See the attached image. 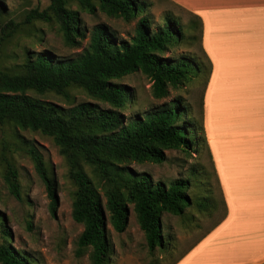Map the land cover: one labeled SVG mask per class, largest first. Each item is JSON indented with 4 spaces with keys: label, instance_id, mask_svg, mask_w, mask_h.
Masks as SVG:
<instances>
[{
    "label": "trees",
    "instance_id": "1",
    "mask_svg": "<svg viewBox=\"0 0 264 264\" xmlns=\"http://www.w3.org/2000/svg\"><path fill=\"white\" fill-rule=\"evenodd\" d=\"M68 1L89 13L99 10L125 21L138 17L135 32L129 39L118 38L104 25H94L89 30L87 46L75 56L62 57L43 49L28 54L18 69L0 67V124L49 137L65 160L66 176L74 187L71 217L83 227L74 241L76 258L87 254L90 264H112L114 245L108 225L115 232L125 231L132 210L144 234L148 263L158 264L164 258L156 250L164 254L171 252L169 239L163 233L164 212L177 215L184 224L190 219L199 225L196 215L188 217L187 213L195 202L188 191L192 183L188 177L155 181L149 173L138 171L130 164L161 163L166 160L165 150L186 151L193 144L199 151V145L207 146L204 127L202 121L188 119L191 107L181 95L126 119L123 111L130 95L124 84L113 80L140 71L151 80V94L156 99L166 98L171 89L186 85L193 69L196 73L206 70L205 63L193 55L173 57L165 53L183 43L184 38L188 37L192 43L198 38L201 41L202 20L193 13L192 20L183 24L179 16L165 11L161 24L153 26L147 13L152 6L150 0ZM64 15L66 19L60 25L63 40L67 45L79 46L80 39L86 35L80 26L78 10L64 9ZM42 16L43 12L32 9L24 22ZM16 28L13 20L3 23L0 43L4 44ZM74 87L109 106L92 101L63 106L38 96L53 92L68 99L69 90ZM21 141L45 185L49 210L54 214L58 206L56 179L36 146L24 138ZM2 159V179L9 192L20 200L18 170L3 153ZM210 197L203 200L211 203ZM197 202L198 211L205 212ZM212 205L215 209L216 205ZM226 211L222 194V220ZM0 224V264H31L30 259L9 243L11 235L2 214Z\"/></svg>",
    "mask_w": 264,
    "mask_h": 264
},
{
    "label": "rangeland",
    "instance_id": "2",
    "mask_svg": "<svg viewBox=\"0 0 264 264\" xmlns=\"http://www.w3.org/2000/svg\"><path fill=\"white\" fill-rule=\"evenodd\" d=\"M150 1H152V6L147 13L151 16L153 26L161 24L165 11H171L179 16L183 24H187L193 18L192 11L178 5L173 0ZM0 5V26L9 20L17 23V28L12 36L4 44L0 43V67L6 69H18L20 63L26 61L28 54L43 49L50 50L62 57L75 56L87 46L88 33L94 25L102 24L116 37L129 39L135 32L138 20L136 17L125 21L120 17L108 16L99 10L89 13L68 0H0ZM32 9L43 12L42 18L24 22L26 14ZM64 9L78 10L81 19L80 26L85 30L86 35L85 38L80 39L79 46L67 45L63 40L60 25L66 19ZM194 33L197 36L199 34L198 30H195ZM186 35L190 34L186 33ZM187 39L188 37L184 38L183 43L170 48L165 54L173 57L184 54L193 55L205 63L206 70L201 69L196 73L193 69L188 83L171 89L168 97L154 98L151 94V80L140 71L113 80L124 84L130 95V101L123 111L126 119H130L136 114H143L154 106L181 95L191 107L192 114L188 115V119L194 117L202 121L204 135L207 136L206 123L203 121V101L205 100L204 95L207 93L212 60L204 55L202 41L199 38L193 43ZM208 67H210V72L207 76ZM229 92L234 97L235 91ZM224 93L228 94L227 91ZM69 94L68 99L53 92H46L38 96L63 106L74 105L82 101L97 102L103 107L109 106L107 103L94 100L81 88H70ZM244 95L246 101L251 100L250 91H244ZM233 97L227 98L225 101H230ZM235 99L234 97L233 101ZM209 100L218 101L213 98ZM215 107L217 105H214ZM250 109L251 107H248L245 113L249 114ZM234 115H237L238 119V115L242 116L235 106L232 112L228 106L222 107V117L216 113V117L223 120L222 128L225 129L234 127L236 122L228 121L234 120ZM246 126L249 127V123H246ZM22 138L36 146L48 170L56 179L58 206L54 214L49 210V198L45 185L35 170L32 159L26 153V146L21 141ZM195 147L196 145L193 144L192 148L186 151L167 149L165 150L166 160L161 163L133 162L130 164L138 171L149 173L155 181L169 182L175 178L188 177L192 183L188 191L191 196H194L195 202L191 208L189 207L187 213L188 217L190 214H195L199 219V225L190 219L184 224L177 215L164 212L161 216L163 233L166 240L169 239L167 243L170 245L169 251L171 252L164 254L156 250V253L164 258L158 264H170L173 259L222 220V195L213 164L214 159L210 156L208 144L207 146L199 145V151H196ZM2 153L12 161L18 170L22 197L20 200L9 192L2 179L1 172L4 162ZM66 172L65 160L58 153L57 147L49 137L39 132L15 128L10 124H0V214H2L5 227L11 235L9 243L30 259L31 264H90L87 254L79 258L73 254L74 241L83 227L71 217V192L74 187L67 178ZM209 187L213 192H210ZM209 196H212L209 199L211 203L203 200L204 197ZM196 202L200 203L206 211L200 213L196 208ZM212 204L216 205L215 209ZM1 228L0 224V231ZM108 229L109 238L114 245V253L111 256L112 264H149L144 234L140 230L132 210H130L128 226L125 231L115 232L110 225H108Z\"/></svg>",
    "mask_w": 264,
    "mask_h": 264
},
{
    "label": "crops",
    "instance_id": "3",
    "mask_svg": "<svg viewBox=\"0 0 264 264\" xmlns=\"http://www.w3.org/2000/svg\"><path fill=\"white\" fill-rule=\"evenodd\" d=\"M173 1L202 20V49L212 60L203 121L227 208L223 220L173 259V264H262L264 0ZM229 91H235V101ZM244 91H250V101ZM224 106L230 112L237 107L243 116L228 120L236 122L233 128H222L223 120L216 117V113L222 117ZM248 107L249 114L245 113Z\"/></svg>",
    "mask_w": 264,
    "mask_h": 264
}]
</instances>
